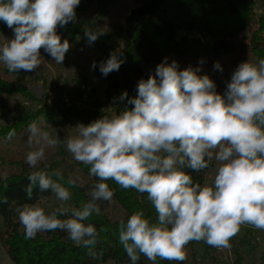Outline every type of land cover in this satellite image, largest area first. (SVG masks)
Returning <instances> with one entry per match:
<instances>
[{"label":"clouds","instance_id":"clouds-1","mask_svg":"<svg viewBox=\"0 0 264 264\" xmlns=\"http://www.w3.org/2000/svg\"><path fill=\"white\" fill-rule=\"evenodd\" d=\"M79 4L80 0H0V21L14 34L11 40L0 38V64L10 73L36 71L43 61L41 49L61 64L71 46L67 39L61 42L56 30L75 22ZM104 34L103 29L85 30L89 43ZM123 63L121 54L112 52L99 71L106 77ZM214 69L223 71L218 62ZM200 72L191 65L180 70L178 62L165 58L147 79L138 81L134 97L128 98L125 91L113 98V104L127 100L130 110L117 114L110 107L104 110L110 114L72 128L73 134L63 142L97 178L91 198L79 208H65L63 202L71 193L58 182L62 175L44 169L31 172L27 196L31 198L34 188L51 191L61 206L48 213L38 203L18 207L25 239L60 230L74 244L93 248L99 233L85 221L100 214L98 202L113 200L108 180L146 193L156 213L155 221L137 210L119 222V242L131 264L141 255L152 264L157 258L182 262L191 241L230 249L241 226L264 230V59L239 63L222 95ZM28 132L32 150L26 163L36 168L45 159V146H55L60 139L50 138L35 121ZM15 134L10 130L7 138ZM213 161L211 184L195 183L186 172L209 169ZM75 184L76 180L68 181L69 186Z\"/></svg>","mask_w":264,"mask_h":264},{"label":"trees","instance_id":"trees-1","mask_svg":"<svg viewBox=\"0 0 264 264\" xmlns=\"http://www.w3.org/2000/svg\"><path fill=\"white\" fill-rule=\"evenodd\" d=\"M96 2L97 17H101L106 9L113 4V0H80L75 9L77 16ZM264 0H137V6L125 17L121 28L111 33H105L92 43H89L85 31L75 22L57 27V34L68 40L71 48L77 52L91 54L92 74L104 83V94L108 108H113L117 114L132 105L127 100L118 99L122 92L128 93V98L136 95L138 81L147 79L142 65L161 63L168 55L173 54L179 59L203 60L204 68L198 75H208L216 84L219 82V70L214 69V63L224 56L233 53L235 40L244 32L245 51L255 59H264V18H256V5ZM101 22V21H100ZM8 27L0 21V32ZM243 51V48H242ZM118 52L124 63L118 71L109 73L106 77L99 71L101 62L109 58V54ZM44 122L54 130L64 129L74 122L88 125L100 118L105 112L87 109H51L43 111ZM37 117L27 119L22 127L29 126ZM90 166L84 165L82 170L88 175L90 182L82 187L86 194L85 202L90 197L97 178L89 175ZM213 168L194 172L187 169L195 183L204 184L206 175ZM44 169L54 173L50 165L32 169L23 165L15 174L0 176V220L2 231L0 243L13 264H131L123 246L119 242V222H111L104 215L93 214L85 224L91 223L97 229L98 242L93 248H86L74 244L67 237V233L60 230L38 233L33 239H25L20 229L16 209L24 204H39L48 199L51 191L40 192L33 189L31 198L25 191L29 181L27 176L36 170ZM53 179H57L53 176ZM66 187L64 179L58 180ZM114 189L112 202L118 203L125 212L124 220L134 211L143 210L146 217L155 221L156 213L147 194H140L134 189H122L115 181H106ZM75 203V208L82 206ZM99 206H100V202ZM101 212L103 211L100 206ZM100 212V213H101ZM60 219L67 217L60 216ZM191 242L186 246V259L182 262L160 260L155 264H187V251ZM93 253L98 258H93ZM137 264H152L143 255ZM234 264H241L237 261ZM260 264H264V258Z\"/></svg>","mask_w":264,"mask_h":264},{"label":"rangeland","instance_id":"rangeland-1","mask_svg":"<svg viewBox=\"0 0 264 264\" xmlns=\"http://www.w3.org/2000/svg\"><path fill=\"white\" fill-rule=\"evenodd\" d=\"M136 6L137 0H113V4L99 18L95 2L77 16L75 23L84 31L103 29L105 33H111L122 27L126 15ZM256 13V18H264V2L256 5ZM58 35L63 42L65 40L63 35ZM248 35L249 31L244 32L235 40L233 53L218 61L223 71H220L218 75L219 82L216 84V91L221 95L225 91L226 82L230 80L232 72L239 63L247 60L258 62L259 60L252 58L245 51V37ZM0 38L13 39V31L7 28L4 32H0ZM40 51L43 61L40 67L33 72L20 70L10 73L4 65L0 64V176L15 174L23 165L29 166L26 163V155L32 150V147L28 144V126L22 127V125L26 124L27 119H31L33 116L37 117L40 129L47 132L50 138L55 139L57 135L60 141L55 146H45V159L36 168L29 167L37 169V167L50 165L54 172H59L71 193V198L63 202V207L72 208L75 206L74 202L79 205L85 203L83 197L86 194H83L81 189L90 182L88 175L82 170L84 164L72 157L63 142L66 136L73 134L71 129L77 124L71 122L67 128L54 130L45 124L41 113L44 110L56 108L104 112L105 109H108L104 94L105 86L100 79L92 74L90 53H80L70 47L63 62L57 64L48 54L44 53L43 49ZM166 58L169 63L173 60L178 62L180 70L189 65L193 68H204V63L202 65L199 63L201 60L179 59L173 54ZM158 64H144L142 70L147 75L150 72L154 73ZM13 129L16 134L9 140L7 134ZM214 163L213 161V168L206 175L204 184L212 182ZM70 179L76 180L75 186L68 185ZM39 204L48 213L60 207L61 201L56 198L55 194H52ZM100 206L103 210L100 214L110 219L111 222L124 220L125 212L118 203L100 201ZM20 229L24 232L21 224ZM1 231L2 221L0 220ZM191 243L187 251V264H234L235 261L241 264H260L264 258V230L256 229L250 225L241 226L239 233L230 241V249L214 248L203 241H191ZM0 264H13L1 243Z\"/></svg>","mask_w":264,"mask_h":264}]
</instances>
